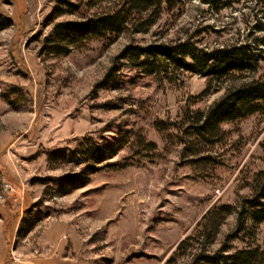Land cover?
Returning <instances> with one entry per match:
<instances>
[{
  "label": "rangeland",
  "instance_id": "rangeland-1",
  "mask_svg": "<svg viewBox=\"0 0 264 264\" xmlns=\"http://www.w3.org/2000/svg\"><path fill=\"white\" fill-rule=\"evenodd\" d=\"M62 1L79 2L0 0V24L9 21L0 29V264H190L174 255L177 244L210 208H238L264 172V112L221 124L215 139L195 136L192 121L229 88L264 79V58L255 72L219 81L175 66L148 75L116 58L129 45L189 41L210 51L262 38L253 26L264 4L215 12L183 0L135 17L110 42L43 53L54 24L122 4L81 6L49 23ZM89 142L119 149L92 166L73 158ZM236 221L225 220L210 251ZM240 236L233 249L262 247L264 223Z\"/></svg>",
  "mask_w": 264,
  "mask_h": 264
},
{
  "label": "trees",
  "instance_id": "trees-1",
  "mask_svg": "<svg viewBox=\"0 0 264 264\" xmlns=\"http://www.w3.org/2000/svg\"><path fill=\"white\" fill-rule=\"evenodd\" d=\"M77 4L62 1L66 8H54L48 22L68 13L77 12L81 7L93 8L112 0H78ZM183 0H122V4L109 13L94 15L80 21L56 23L49 38L42 45V52L65 54L68 48L82 49L94 40L112 41L119 37L129 23L137 16L158 13L163 5L172 9ZM193 1V0H185ZM211 10L218 12L229 8L241 0H198ZM264 4V0H258ZM264 7V5H263ZM0 29L9 25L1 20ZM152 25V23L147 26ZM255 32H264V22L256 21ZM144 30H139V32ZM264 37L254 38L227 48L203 50L195 44L185 41L175 45H154L148 47L129 45L117 56V60L127 61L141 68L148 75L162 74L168 67L189 74L200 75L209 80H222L234 74L255 72L264 56ZM264 112V79L242 81L229 88L225 95L212 104L205 114L192 121L191 129L200 138L218 137L220 125L243 120ZM119 146L99 150L94 144L80 146L73 154L81 163L95 165L113 157ZM50 157L66 159L65 153L52 154ZM232 214L237 215L234 233L227 236L223 245L216 251H210L216 235L225 220ZM264 223V172L255 177L252 196L241 201L238 208L231 205H219L210 208L195 224L192 233L180 241L174 255L190 256V264H264V244L248 245L242 249H233L231 242L240 240L241 234Z\"/></svg>",
  "mask_w": 264,
  "mask_h": 264
}]
</instances>
